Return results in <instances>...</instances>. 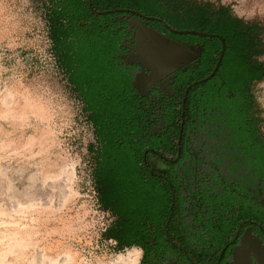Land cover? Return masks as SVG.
Returning a JSON list of instances; mask_svg holds the SVG:
<instances>
[{"label": "rangeland", "instance_id": "obj_1", "mask_svg": "<svg viewBox=\"0 0 264 264\" xmlns=\"http://www.w3.org/2000/svg\"><path fill=\"white\" fill-rule=\"evenodd\" d=\"M97 1L100 10H134L178 30L197 27L207 13L264 26V0ZM91 8L87 0H0V264H129L137 252L135 264H145L143 222L134 225L138 216L129 211L140 161L106 173L101 165L110 141L121 146L127 136L136 144L138 135L156 132L141 122L135 98L194 67L203 47L128 13L93 15ZM253 58L264 63V52ZM130 67L136 70L126 82L119 71ZM229 97L234 135L224 129L226 115L212 109L198 111L184 136L187 197L199 184L220 192L210 189L220 174L235 181L236 157L264 168V78ZM227 144L233 152L221 161ZM118 231L131 246H120Z\"/></svg>", "mask_w": 264, "mask_h": 264}, {"label": "flooded vegetation", "instance_id": "obj_2", "mask_svg": "<svg viewBox=\"0 0 264 264\" xmlns=\"http://www.w3.org/2000/svg\"><path fill=\"white\" fill-rule=\"evenodd\" d=\"M97 11L102 12L101 15L128 13L185 45L192 47L198 44L203 47L200 60L194 67L177 71L172 81H165L148 90V95L135 98L136 113L141 122L149 131L156 129V132L142 138L141 134L138 135L136 144L127 136L121 146L110 141L112 149L101 165V171L106 173L113 168L131 165L135 159L140 161L142 169L137 170V178L141 184L136 187L137 204L129 211L131 216H138L131 219L134 225L143 224L141 232L145 233V237L140 238L139 246L144 253L145 264H264V168L259 166L257 160L247 156L233 159L234 164L230 169L236 171V180L228 181L230 177L227 173L220 174L223 180L215 181L216 186L210 188L215 190L217 186H222L217 194H207L199 184L193 197H187V187L184 185L186 175L189 176L185 164L190 160L189 139L184 136L188 135L195 114L200 111L208 115L213 110H219L221 115H226L227 123L224 124L229 125L222 126L231 130L238 122L229 119L232 113L229 94L242 92L245 85L251 82L233 91L224 87L217 66L226 47L224 50L222 47L218 55L216 42L202 39L211 38L212 35L198 27L174 29L162 18L134 10ZM121 70L120 76L128 82L136 68ZM221 151L223 153L219 160L222 161L225 152L230 154L233 149H229L227 144L225 150ZM149 157L152 158L151 162ZM212 174L217 179V175ZM192 175L195 178L201 175L198 165ZM260 178L262 181L259 185L257 180ZM240 248L242 252L239 254Z\"/></svg>", "mask_w": 264, "mask_h": 264}, {"label": "trees", "instance_id": "obj_3", "mask_svg": "<svg viewBox=\"0 0 264 264\" xmlns=\"http://www.w3.org/2000/svg\"><path fill=\"white\" fill-rule=\"evenodd\" d=\"M87 2L92 7L88 11L92 13L98 10L97 0H87ZM220 19L223 17L215 18L207 13L197 27L212 35L211 38L202 39L216 42L218 55L222 47H226L217 66L219 75L223 77L224 87L233 91L247 82L263 79L264 63L253 60V57L264 52V26L256 22L232 25L226 21L221 22ZM220 37L223 38V42ZM141 229L143 230V227ZM125 234V231H118L117 235H114L120 240L121 247L132 245L129 235Z\"/></svg>", "mask_w": 264, "mask_h": 264}, {"label": "bare ground", "instance_id": "obj_4", "mask_svg": "<svg viewBox=\"0 0 264 264\" xmlns=\"http://www.w3.org/2000/svg\"><path fill=\"white\" fill-rule=\"evenodd\" d=\"M139 253L137 252V253H131V255L129 256V260L130 261H128V263L129 264H135L136 262H138V260H139ZM121 260H123V259H121ZM128 260V259H127Z\"/></svg>", "mask_w": 264, "mask_h": 264}, {"label": "water", "instance_id": "obj_5", "mask_svg": "<svg viewBox=\"0 0 264 264\" xmlns=\"http://www.w3.org/2000/svg\"><path fill=\"white\" fill-rule=\"evenodd\" d=\"M91 6V5H90ZM141 18H143V19H151V18H147V17H144V16H141ZM172 32H174V33H179V31H175V30H172ZM183 33H185V32H183ZM192 33H195V34H197V35H200V36H204V37H208L209 35L208 34H206V33H199V32H192ZM221 40H223L222 38H221ZM225 49V46H223V50Z\"/></svg>", "mask_w": 264, "mask_h": 264}, {"label": "crops", "instance_id": "obj_6", "mask_svg": "<svg viewBox=\"0 0 264 264\" xmlns=\"http://www.w3.org/2000/svg\"><path fill=\"white\" fill-rule=\"evenodd\" d=\"M245 241H246V239H244V241H242V249H243V247H245ZM241 249V248H240ZM242 249L239 251V254L242 252ZM244 250V249H243Z\"/></svg>", "mask_w": 264, "mask_h": 264}]
</instances>
